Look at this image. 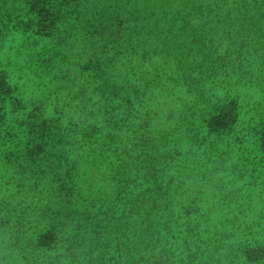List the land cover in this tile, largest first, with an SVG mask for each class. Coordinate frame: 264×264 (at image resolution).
Returning <instances> with one entry per match:
<instances>
[{"label": "trees", "instance_id": "16d2710c", "mask_svg": "<svg viewBox=\"0 0 264 264\" xmlns=\"http://www.w3.org/2000/svg\"><path fill=\"white\" fill-rule=\"evenodd\" d=\"M262 50L264 0H0V264H264Z\"/></svg>", "mask_w": 264, "mask_h": 264}, {"label": "rangeland", "instance_id": "374dc122", "mask_svg": "<svg viewBox=\"0 0 264 264\" xmlns=\"http://www.w3.org/2000/svg\"><path fill=\"white\" fill-rule=\"evenodd\" d=\"M259 54H261L263 57H264V50H262L261 52H259ZM116 82L118 83V84H120L119 83V78L116 80ZM242 95H243V93H242ZM242 100H243V97L241 98ZM240 99V100H241ZM242 104H243V101H242ZM239 125H241V126H239ZM239 126V128L237 129L236 127H238ZM233 130H234V133H232L231 135H230V137H229V139L231 140V139H234V141L235 140H237V139H239L241 142H243V123L242 122H239V124H237V126L235 125V127L233 128ZM208 139H210L209 141H208V143H212V142H215L216 141V138H215V136L214 135H211V137L210 138H208ZM228 139V140H229ZM236 142V141H235ZM81 145L79 144L78 145V147H80Z\"/></svg>", "mask_w": 264, "mask_h": 264}]
</instances>
